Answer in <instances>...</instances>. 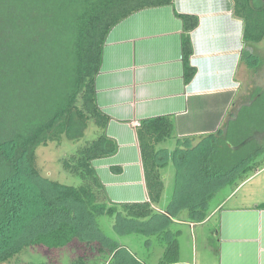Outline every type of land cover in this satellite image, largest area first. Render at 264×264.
Returning a JSON list of instances; mask_svg holds the SVG:
<instances>
[{"label":"trees","instance_id":"obj_1","mask_svg":"<svg viewBox=\"0 0 264 264\" xmlns=\"http://www.w3.org/2000/svg\"><path fill=\"white\" fill-rule=\"evenodd\" d=\"M231 1L244 23V59L253 49L254 65L264 47V0ZM165 6L174 0H0V264H59L64 250L71 264H187L184 226L208 223L219 207L211 199L223 189L228 197L264 169L258 87L204 137L178 138L172 116L142 120L137 138L149 201L109 200L93 165L119 150L97 102L107 38L131 15ZM178 16L188 85L197 73L189 34L199 19ZM50 144L63 149L58 163L70 182L41 175L37 154ZM172 163L176 186L164 209L163 170ZM30 252L44 261H30Z\"/></svg>","mask_w":264,"mask_h":264},{"label":"crops","instance_id":"obj_2","mask_svg":"<svg viewBox=\"0 0 264 264\" xmlns=\"http://www.w3.org/2000/svg\"><path fill=\"white\" fill-rule=\"evenodd\" d=\"M177 14L199 19L189 34L191 66L197 73L188 85L183 22ZM243 37L244 23L234 16L231 0H174V6L142 10L111 30L96 89L99 107L111 118L107 134L119 150L93 162L111 202L149 201L137 138L142 120L172 116L178 138H199L216 133L229 112L246 100L251 72L245 65ZM249 52L253 57V49ZM251 180L253 199L244 196L234 202L237 191ZM258 184H264V169L219 201L208 223L184 226L193 235V229L217 219L216 231H204L201 240L196 239V246L213 256L209 264H264V190ZM194 247L192 236L193 256L184 260L187 264L196 262Z\"/></svg>","mask_w":264,"mask_h":264},{"label":"rangeland","instance_id":"obj_3","mask_svg":"<svg viewBox=\"0 0 264 264\" xmlns=\"http://www.w3.org/2000/svg\"><path fill=\"white\" fill-rule=\"evenodd\" d=\"M256 52L264 56V47L257 48ZM261 55L258 54L259 60L258 61L256 60V63L254 65H253V57H249L248 54L246 55L245 65L246 67H248L247 68L248 71L251 72V74L249 75L251 76V80H248L247 84L245 85L244 92L248 93V95L250 96L253 94V92L258 93L260 91L258 87L264 89V57L263 59L260 58ZM248 99L245 102L240 101L238 108H241L242 106L246 105L249 102ZM65 151L66 150H64V152ZM61 154H63V149L57 147L56 144H50L48 147L42 148L38 151L37 166L43 177L50 178L52 180H58L61 182H70V180L66 177V175L63 174L61 166L58 163V159L61 157ZM163 172L165 174V178L167 177L166 190L162 198V203L160 204L159 207L165 209L171 196H173L174 194V190L176 186L175 185L176 168L172 163L169 165V167L165 168ZM258 185L264 190V184H258ZM186 190L187 188L184 187L182 200L185 199L188 201L186 196L187 195ZM238 191H237L238 195L235 197L234 202L241 201V199H243L244 196H248L249 200L253 199V180H251L244 187H242V189L239 192ZM229 192L230 191H228L227 189L221 190L215 198L211 199L212 204L217 205V203H219V201H221ZM216 228H217V219H214L204 227H197L196 230L193 229V235L188 234L189 229L184 227L183 235L180 239L182 260L192 259L193 255H191V237L193 236V241L195 243V247L193 248L194 259L196 258L195 264H209L213 256H211L209 252L204 251L202 248H200L198 244L196 246V242H197L196 239L198 238L199 240H201L204 231H206V233L212 234L214 231H216ZM30 253L31 256L28 259L32 262L38 263L44 261L45 259L44 255H40L38 253L36 254L33 252ZM49 253L52 254L53 256L56 255L55 253L52 252ZM56 258L59 259V260L57 259L58 260L57 262H59V264H71L70 250L60 251L56 255Z\"/></svg>","mask_w":264,"mask_h":264}]
</instances>
